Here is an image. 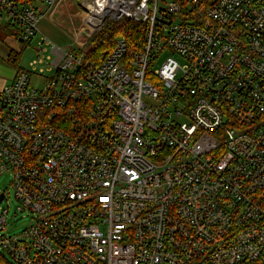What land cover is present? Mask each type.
I'll return each mask as SVG.
<instances>
[{
  "label": "built area",
  "instance_id": "obj_1",
  "mask_svg": "<svg viewBox=\"0 0 264 264\" xmlns=\"http://www.w3.org/2000/svg\"><path fill=\"white\" fill-rule=\"evenodd\" d=\"M66 2L0 0L48 81L0 89V178L31 218L9 233L0 191V264H264V0H79L76 49L39 28ZM124 18L142 48L87 58Z\"/></svg>",
  "mask_w": 264,
  "mask_h": 264
},
{
  "label": "rangeland",
  "instance_id": "obj_2",
  "mask_svg": "<svg viewBox=\"0 0 264 264\" xmlns=\"http://www.w3.org/2000/svg\"><path fill=\"white\" fill-rule=\"evenodd\" d=\"M39 4H40L39 1H34V5L37 6ZM40 8H41L40 11L44 13L46 7L42 5V7ZM79 9H80L79 0H67L66 4H63L58 8L53 18H50L47 14H45L40 19V22H39V28H40L41 34L46 35L51 41H53L60 47H66L68 45H72L76 49L77 46L76 44H74L75 43V32H76V29L79 28L81 25V19L78 16ZM178 17L179 15H177V18ZM103 27H101L100 29H102ZM100 29H98L97 31H99ZM38 40H39V35L36 38L34 37V39L31 42H21L17 38L14 39L13 36H10V37L3 36L0 38V44L4 46L5 48H9V51L11 49V47L9 46H12V44H14L13 41L17 42L18 46H20L22 54L20 55L18 64L22 68H26L28 70L33 71L30 74V87L32 88L34 87L43 88L48 84V81L46 80L44 76L38 75V73H40L39 70L40 68H42V65L39 64L37 66L38 71L36 69L33 70L32 69L33 67L31 66V63L38 58V49L40 48V44ZM86 44L84 45V48L86 47ZM50 52H51V49H49V51L47 49L46 53H44L42 57H47L50 54ZM168 55H173L179 61H181L180 57L177 54H172L170 51H166L163 57H158L155 60L154 66L160 67L163 60H165V58ZM12 71H13V68L4 59L1 58L0 75L2 74L5 76H9V74L12 73ZM45 75L51 76L52 72L47 70L45 72ZM145 101L151 104H155V101L152 100L148 96H145ZM10 181H11L10 174H6L3 177H1L0 178V191L10 188L11 208L9 212V221L11 222V225L8 229V232L17 233L23 230L25 227H27V225L30 223L31 218L28 215H26L25 211L23 212L17 211V202L15 201L13 197V190H12Z\"/></svg>",
  "mask_w": 264,
  "mask_h": 264
},
{
  "label": "trees",
  "instance_id": "obj_3",
  "mask_svg": "<svg viewBox=\"0 0 264 264\" xmlns=\"http://www.w3.org/2000/svg\"><path fill=\"white\" fill-rule=\"evenodd\" d=\"M145 27L144 24L128 18L107 21L102 29L89 38L85 47L87 58L101 61L104 55L114 48L115 42L120 36L126 39L130 49L140 50L144 44ZM7 35L20 38V31L12 23L0 24V38ZM21 54L22 52L16 53L12 50L7 59L12 66L18 69L21 68L18 64Z\"/></svg>",
  "mask_w": 264,
  "mask_h": 264
},
{
  "label": "crops",
  "instance_id": "obj_4",
  "mask_svg": "<svg viewBox=\"0 0 264 264\" xmlns=\"http://www.w3.org/2000/svg\"><path fill=\"white\" fill-rule=\"evenodd\" d=\"M7 23H9V22H4L3 24H7ZM8 37H10V36H13V35H7ZM14 37V39L15 38H17L18 40H20L21 42H24L22 39H21V37L20 38H18V37H15V36H13ZM38 37V36H37ZM39 38H40V34H39ZM14 42V44H12V46H9V47H11V49H10V51H9V48H5L4 46H2L1 44H0V63H1V58L2 59H4L12 68H13V71H12V73H10L9 74V76H5V75H0V89L2 88V87H4L6 84H8L12 79H13V77L15 76V74H16V71L18 70V68H16V67H14V66H12L9 62H8V57H9V54H10V52L13 50V51H15L16 53H19V52H21V49H20V46H18V43L17 42H15V41H13ZM20 68V67H19ZM22 68V67H21Z\"/></svg>",
  "mask_w": 264,
  "mask_h": 264
},
{
  "label": "water",
  "instance_id": "obj_5",
  "mask_svg": "<svg viewBox=\"0 0 264 264\" xmlns=\"http://www.w3.org/2000/svg\"><path fill=\"white\" fill-rule=\"evenodd\" d=\"M2 198V197H1ZM1 198H0V200H1Z\"/></svg>",
  "mask_w": 264,
  "mask_h": 264
}]
</instances>
